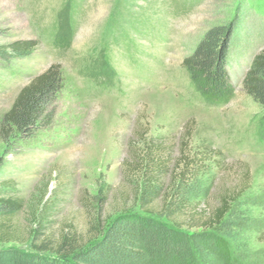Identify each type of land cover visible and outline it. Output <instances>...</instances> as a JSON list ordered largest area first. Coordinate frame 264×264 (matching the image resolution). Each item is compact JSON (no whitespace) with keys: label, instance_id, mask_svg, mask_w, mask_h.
Wrapping results in <instances>:
<instances>
[{"label":"rangeland","instance_id":"374dc122","mask_svg":"<svg viewBox=\"0 0 264 264\" xmlns=\"http://www.w3.org/2000/svg\"><path fill=\"white\" fill-rule=\"evenodd\" d=\"M220 26L233 27L227 69L234 94L214 106L184 60ZM24 40L38 43L29 56L0 52V187L26 202L14 220L23 236L46 204L49 233L71 230L85 240L94 217L108 222L137 212L138 175L126 163L132 142L146 133L163 144L170 168L183 142H204L222 155L206 198L211 206L250 184L243 242L230 244L231 260L218 249L209 257L264 264V108L244 88L264 50V0H0V50ZM55 64L64 87L53 122L5 142L2 122L18 94ZM154 206L159 211L161 201Z\"/></svg>","mask_w":264,"mask_h":264},{"label":"trees","instance_id":"16d2710c","mask_svg":"<svg viewBox=\"0 0 264 264\" xmlns=\"http://www.w3.org/2000/svg\"><path fill=\"white\" fill-rule=\"evenodd\" d=\"M232 36V26L213 28L184 60L196 90L210 105L228 104L234 94L227 69ZM37 45L33 40L17 41L0 52L22 58ZM63 87L58 64L33 78L3 119V140L30 138L50 126L54 119L51 107ZM244 88L264 108V50L254 59ZM143 134L132 142V161L126 163L138 175L137 212H124L108 222L94 217L88 240L71 230L57 237L49 233L48 204L36 219L37 227L23 236L14 220L26 202L13 198L1 186L0 264H198L200 259L212 264V249L231 260L230 244L243 242L250 219V184L226 192L211 206L206 198L215 180L214 165L224 163L222 155L204 142L195 148L183 142L179 159L170 168L163 144ZM160 201L157 211L154 205ZM194 229L201 232L191 233Z\"/></svg>","mask_w":264,"mask_h":264}]
</instances>
